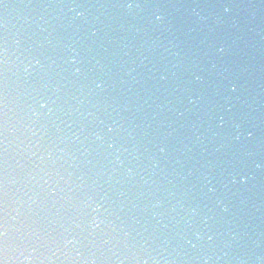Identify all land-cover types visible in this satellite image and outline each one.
Returning <instances> with one entry per match:
<instances>
[{"label": "clouds", "instance_id": "clouds-1", "mask_svg": "<svg viewBox=\"0 0 264 264\" xmlns=\"http://www.w3.org/2000/svg\"><path fill=\"white\" fill-rule=\"evenodd\" d=\"M38 8L29 32L5 23L0 38V264H264V69L257 79L232 59L241 5ZM174 11L199 31L196 52L164 44ZM128 65L164 82L177 119L197 114L170 172L161 160L172 132L147 146L148 115L108 95L136 70Z\"/></svg>", "mask_w": 264, "mask_h": 264}]
</instances>
